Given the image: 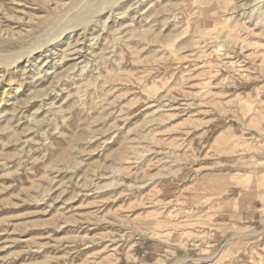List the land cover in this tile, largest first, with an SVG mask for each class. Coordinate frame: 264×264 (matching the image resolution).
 <instances>
[{
    "label": "rangeland",
    "instance_id": "1",
    "mask_svg": "<svg viewBox=\"0 0 264 264\" xmlns=\"http://www.w3.org/2000/svg\"><path fill=\"white\" fill-rule=\"evenodd\" d=\"M111 1L0 0V264H264V0Z\"/></svg>",
    "mask_w": 264,
    "mask_h": 264
},
{
    "label": "bare ground",
    "instance_id": "2",
    "mask_svg": "<svg viewBox=\"0 0 264 264\" xmlns=\"http://www.w3.org/2000/svg\"><path fill=\"white\" fill-rule=\"evenodd\" d=\"M91 1V0H90ZM111 1V0H110ZM105 2V1H104ZM104 2H102V3H104ZM75 3V2H74ZM78 3V2H77ZM82 3H85V2H82ZM88 4H89V6H91L90 5V3L88 2ZM109 4V6H116V5H118L117 4V2H115V0L114 1H111L110 3H108ZM245 4V3H244ZM256 4H258V3H256ZM256 4H254L253 6H255ZM75 5V4H74ZM102 5V4H101ZM104 5H106V4H104ZM156 5V4H155ZM159 5V4H158ZM250 5V4H249ZM80 6V5H79ZM78 6V7H79ZM83 6H85L84 4H83ZM88 6V8H91V7H89ZM103 6V5H102ZM120 6V5H119ZM242 6H243V4H242ZM245 6V5H244ZM243 6V7H244ZM73 7V6H72ZM81 7V6H80ZM86 7V6H85ZM106 7V6H105ZM162 7V6H161ZM240 7V5L238 6V8ZM249 7V6H248ZM70 8V7H69ZM68 8V9H69ZM101 8V7H100ZM118 8V7H117ZM120 8V7H119ZM139 8V7H138ZM46 9V8H45ZM78 9V11L79 10H81V9H79V8H77ZM82 9H84V8H82ZM85 9H87V7L85 8ZM96 9V8H95ZM103 9V8H102ZM125 9V8H124ZM129 9H130V7H129ZM157 9V8H156ZM155 9V10H156ZM74 10H75V8H74ZM92 10H93V7H92ZM101 10V9H100ZM100 10H98V12L100 11ZM119 10V9H118ZM121 10V9H120ZM119 10V11H120ZM122 10H123V8H122ZM157 10H159V9H157ZM156 10V11H157ZM161 10V9H160ZM201 10V9H200ZM77 11V12H78ZM88 11H89V9H88ZM111 11V10H110ZM153 11V10H152ZM155 11V12H156ZM208 11V10H207ZM252 11H253V9H252ZM60 12H62V11H60ZM74 12H76V10L74 11ZM80 12V11H79ZM87 12V11H86ZM121 12V11H120ZM139 12V11H138ZM63 13H64V11H63ZM63 13H62V15H59V16H63ZM91 13H92V11H91ZM125 14H126V12H124ZM153 13V12H152ZM208 13V12H207ZM234 14L236 13V11L235 12H233ZM233 13H231V14H233ZM67 14V12H65V14L64 15H66ZM78 14V13H77ZM80 14V13H79ZM78 14V15H79ZM85 14V13H84ZM118 14V13H117ZM150 14V13H149ZM156 14H157V12H156ZM242 14V13H241ZM58 15V14H57ZM68 15H69V13H68ZM76 15V14H75ZM82 15H83V13H82ZM92 15V14H91ZM119 15V14H118ZM117 15V16H118ZM121 15H122V12H121ZM124 15V14H123ZM74 16V15H73ZM72 16V17H73ZM111 16V15H110ZM116 16V15H115ZM120 16V15H119ZM156 16H158V14L156 15ZM237 15H235V17H236ZM238 16H239V14H238ZM241 16V15H240ZM64 17V16H63ZM77 17V16H76ZM113 17V16H112ZM151 17H154V15L152 14V16ZM157 18V17H156ZM163 18V17H162ZM61 19V18H60ZM64 19V18H63ZM154 19V18H153ZM153 19H152V21H153ZM58 20V19H57ZM65 20H67V19H65ZM65 20L63 21V22H65ZM155 20V19H154ZM61 21H62V19H61ZM143 21V20H142ZM69 22V21H68ZM90 22H91V20H90ZM58 23V22H57ZM62 23V22H61ZM61 23H60V25H61ZM88 23H89V21H88ZM153 23V22H152ZM156 23V22H155ZM87 24V23H86ZM108 24V23H107ZM122 24V23H121ZM120 24V25H121ZM154 24V23H153ZM59 25V26H60ZM72 25V24H71ZM102 25H105V22H103L102 23ZM119 25V24H118ZM63 26H65V24L63 25ZM123 26V25H122ZM61 27V26H60ZM74 27V26H73ZM58 28V27H57ZM64 28H66V26L64 27ZM148 28V27H147ZM150 28H152V27H150ZM59 29V28H58ZM63 29V28H62ZM94 29V28H93ZM116 29H118L119 30V28L117 27ZM126 29V28H125ZM145 29V28H144ZM65 30V29H64ZM66 30H68V29H66ZM111 30V29H110ZM120 30H121V28H120ZM147 30H149V29H147ZM52 31V30H51ZM56 31V30H55ZM54 31V32H55ZM100 31V30H99ZM112 31V30H111ZM124 31V30H123ZM60 32H61V30H60ZM63 32V31H62ZM117 32V31H116ZM119 32V31H118ZM52 33V32H51ZM56 33V32H55ZM54 33V34H55ZM95 33V32H94ZM125 33V32H124ZM154 33V32H153ZM50 34V33H49ZM57 34V33H56ZM71 34V33H70ZM114 34V33H113ZM117 34V33H116ZM115 34V35H116ZM123 34V33H122ZM119 35V37L120 36H124L125 34H123V35ZM130 34V33H129ZM41 35H42V33H41ZM47 35V34H46ZM58 35V34H57ZM56 35V36H57ZM60 35V34H59ZM94 36V35H93ZM113 36V35H112ZM38 37H40V36H38ZM42 37H43V35H42ZM41 37V38H42ZM54 37H55V35H54ZM98 37V36H97ZM117 37V36H116ZM115 37V38H116ZM125 37H126V35H125ZM57 38V37H56ZM56 38L54 39V40H56ZM118 38V37H117ZM36 39V38H35ZM38 39V38H37ZM99 39V38H98ZM54 40L53 39H49V40H44V44L43 43H40V44H36L37 46L36 47H34V48H32V49H29L28 51H19L18 53H13V54H9L10 56H9V58L6 60V61H2L1 63H0V68L3 70L2 72L3 73H5L6 71H8V68L10 67V66H12V65H14V64H16L18 61H20L21 59L23 60V58H26V59H28L29 57H30V55L33 53L32 51L34 50H36V51H38V52H41V50H42V48H46L45 46L46 45H48L49 43H51V42H54ZM121 40V39H120ZM119 40V41H120ZM123 40V41H122ZM121 41L122 42H124V38L122 39ZM42 41V40H41ZM93 41V40H92ZM99 41V40H98ZM112 41H113V37H112ZM116 41V40H115ZM119 41H117V42H119ZM43 42V41H42ZM111 42V41H110ZM114 42V41H113ZM126 42V41H125ZM124 42V43H125ZM37 43V42H36ZM93 43V42H92ZM112 43V42H111ZM115 43V42H114ZM55 44V43H54ZM110 44V43H109ZM113 44V43H112ZM112 44H110L109 45V47H111V45ZM28 46V45H27ZM35 46V45H34ZM100 47V46H99ZM98 47V48H99ZM109 47H107V48H109ZM115 47V46H114ZM25 48V47H24ZM27 48H29V47H27ZM73 49H71V48H69V50L67 49L66 51H64V53H62L58 58H59V60L56 62V63H58L59 64V62L61 63H64V61L69 57H71V56H73V57H75L76 55H78V51H76L77 49H74L73 51H72ZM217 52H218V50H217ZM1 53V52H0ZM57 53V52H56ZM108 53H109V51H108ZM3 53H1V55H2ZM80 55V54H79ZM6 56V55H5ZM6 57H8V54H7V56ZM6 59V58H5ZM4 59V60H5ZM71 59H73V58H71ZM102 60V59H101ZM97 61V60H96ZM89 62V61H88ZM88 62H87V64H88ZM94 62V61H93ZM35 65V67H34V69H35V71H37V72H35L34 74L35 75H38V77H40L39 78V80H41L42 78H44L46 75H47V71L49 70V69H51V71H52V69L54 68V67H56V66H54V65H52V66H49L48 64L46 65V67L48 66V68H46V67H44L42 70H39L40 69V67H39V64H36V63H34ZM52 64V63H51ZM232 66L234 65V63L232 62V63H230ZM41 65H43V64H41ZM62 65V64H61ZM91 65V64H90ZM95 65V64H94ZM64 66V65H63ZM82 67V66H81ZM87 67V66H86ZM85 67V68H86ZM234 67V66H233ZM57 68V67H56ZM34 69H33V71H34ZM37 69V70H36ZM83 69V68H82ZM71 70H72V68H71ZM15 72V71H14ZM83 72V71H82ZM10 73V72H9ZM31 73H33L32 71L30 72V76L32 75V78H31V80L34 78L33 77V75L34 74H31ZM55 73V72H54ZM53 73V74H54ZM25 74V72L24 71H22V74L21 75H18L17 74V76L15 77V76H13V75H11L10 76V74H9V77H7L8 78V80H7V86H9V89H4L3 91H2V96H1V99H0V103L3 101V99L5 100V98H7V96H9V95H11L12 93H11V87H10V85H12V84H16V89H19L22 85H23V83L25 84H29V83H27L26 82V80L27 79H30L29 78V75L25 78V79H22V78H24L26 75H27V73H26V75L23 77V75ZM83 74V73H82ZM4 75V74H3ZM2 75V76H3ZM42 75V76H41ZM75 75V74H74ZM22 76V77H21ZM48 77V76H47ZM51 77H53V76H51ZM78 77V76H77ZM49 79V78H48ZM3 81V77L0 79V82H2ZM28 81V80H27ZM63 81V80H62ZM98 84V83H97ZM108 85V84H107ZM6 86V87H7ZM109 86V85H108ZM61 87V86H60ZM102 88V87H101ZM31 89V88H30ZM29 89V90H30ZM103 89V88H102ZM42 90H43V88L41 87L40 89H38V90H35V94H38V93H40V92H42ZM34 93V92H33ZM15 94V93H14ZM26 95V94H25ZM13 98H14V103L12 104L13 106L12 107H14V105H15V107L13 108V111H17V110H20V108H19V106H21L22 105V101H21V99L17 96V97H15V96H12ZM9 101V100H8ZM42 101V100H41ZM5 102V101H4ZM39 103H41V102H39ZM20 104V105H19ZM2 105V104H1ZM23 105H25V104H23ZM22 105V106H23ZM42 105V104H41ZM11 106V105H10ZM21 106V107H22ZM17 108V109H16ZM10 110V109H9ZM8 110V111H9ZM11 110H12V108H11ZM10 110V111H11ZM12 111V112H13ZM1 112V111H0ZM5 112H7V111H5ZM18 112V111H17ZM16 113V112H15ZM19 113V112H18ZM7 114H8V112H7ZM10 114V113H9ZM8 114V115H9ZM11 115V114H10ZM13 116V115H12ZM11 118V117H10ZM13 119V118H12ZM8 120H10V119H8ZM28 121V120H27ZM63 122V121H62ZM239 178H241V177H239ZM240 180H242V179H240ZM243 181V180H242ZM232 183H236V182H232ZM236 184H238V183H236ZM94 188V187H93ZM92 188V189H93ZM262 232H264V224L262 225V227L261 228H258V229H254V230H252V231H243V232H237V231H233V233H232V237L230 238V239H236V238H239V237H242V236H247V237H252V236H258V235H260ZM229 240V239H228ZM96 241V240H95ZM89 243H93V241H91V242H89ZM86 245V244H85ZM97 245V244H96ZM220 253V252H219ZM217 256V255H216ZM216 256H214V257H212V258H206V259H201V260H206L207 262H209V261H211L213 258H215ZM197 260H199V259H197ZM186 261H191L189 258H186V257H184V258H178V259H176L175 260V262L174 263H172V264H180V263H183V262H186Z\"/></svg>",
    "mask_w": 264,
    "mask_h": 264
},
{
    "label": "crops",
    "instance_id": "3",
    "mask_svg": "<svg viewBox=\"0 0 264 264\" xmlns=\"http://www.w3.org/2000/svg\"><path fill=\"white\" fill-rule=\"evenodd\" d=\"M233 200H237V199L233 198ZM232 204L233 205H231V207L233 208V210H231L230 215L233 216L237 221L245 222V223L254 221L255 214H256L255 212L257 211L253 210L251 208V205H249V203H245L243 207H241V209L239 207L238 211H235V206L238 205V203L233 202ZM220 235L221 233L212 232L210 236V240L214 241V239L216 240V238ZM214 243L210 242L209 249L212 248ZM132 249H133L132 254L136 255L135 254L136 252L137 255L139 256L135 258H139V260H141L145 256V254H147V252L144 250V244H141L139 242H134Z\"/></svg>",
    "mask_w": 264,
    "mask_h": 264
}]
</instances>
